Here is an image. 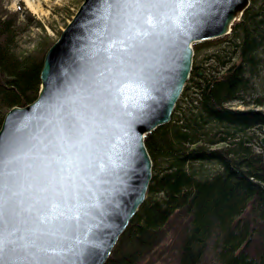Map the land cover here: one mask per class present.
<instances>
[{
	"label": "water",
	"instance_id": "water-1",
	"mask_svg": "<svg viewBox=\"0 0 264 264\" xmlns=\"http://www.w3.org/2000/svg\"><path fill=\"white\" fill-rule=\"evenodd\" d=\"M248 3L169 0L150 8L155 26L144 34L127 6L81 1L44 54L36 98L0 125L12 157L0 189L24 249L17 264L104 263L144 199L143 138L169 122L192 44L229 34ZM45 213L62 227L32 247Z\"/></svg>",
	"mask_w": 264,
	"mask_h": 264
},
{
	"label": "trees",
	"instance_id": "trees-1",
	"mask_svg": "<svg viewBox=\"0 0 264 264\" xmlns=\"http://www.w3.org/2000/svg\"><path fill=\"white\" fill-rule=\"evenodd\" d=\"M248 1L223 36L229 50L208 57L217 67L196 60L213 39L192 44L190 73L169 122L143 138L151 160L144 199L103 264H152L175 231V264H264V154L248 135L264 133V109L254 108L264 102L230 105H248L243 94L264 72V0ZM11 17L0 13V124L7 110L36 98L52 44L42 40L39 50L16 54ZM207 162L216 164L213 174L194 166Z\"/></svg>",
	"mask_w": 264,
	"mask_h": 264
},
{
	"label": "rangeland",
	"instance_id": "rangeland-1",
	"mask_svg": "<svg viewBox=\"0 0 264 264\" xmlns=\"http://www.w3.org/2000/svg\"><path fill=\"white\" fill-rule=\"evenodd\" d=\"M81 1L82 0H49L48 2H42L41 10L33 12L26 6L23 0H0V13L3 16H12L11 18L14 19L17 24V34L15 43L13 44V51L21 56L35 49L39 50V48L42 47V40L44 44H53L57 40L60 30H62L66 22L70 20ZM213 40L214 41H211V43H207L209 46L204 45L198 52L196 60L198 63H203L204 66L210 64L213 67H217L215 61H212V59L208 57L215 52H221L220 54L222 55L224 51H228V48H230L227 43L228 41H226V37ZM225 57L226 59L228 58L227 55ZM243 99L248 105L240 104L237 101L230 103V105L242 109L245 107L253 108L254 104L252 102H254L255 99H260L264 102V72L260 73L259 77L255 80L254 86L243 94ZM254 108L264 109V107ZM248 135L250 136L252 148L264 154V145H261L259 142L261 138H264V133L260 132L258 129H253L248 132ZM194 166L202 169L205 172L204 174L207 175L213 174L217 169L216 164L211 162L194 164ZM169 238L170 239L163 241L153 253L152 257L154 261L152 264L176 263L175 255L178 243L177 231L171 233Z\"/></svg>",
	"mask_w": 264,
	"mask_h": 264
},
{
	"label": "snow or ice",
	"instance_id": "snow-or-ice-1",
	"mask_svg": "<svg viewBox=\"0 0 264 264\" xmlns=\"http://www.w3.org/2000/svg\"><path fill=\"white\" fill-rule=\"evenodd\" d=\"M168 2L169 0H111V3L115 5L127 6L130 9L128 12L129 22H134L133 26H143L144 34H147L148 30L155 26L154 16L151 14L150 8ZM180 2L194 6L200 0H180ZM11 158V145L0 136V185L3 183V165L5 161H10ZM10 212H14V209L11 205L6 207L3 192L0 189V264H17L16 258L24 250L20 244L22 238L17 237L13 230L15 216L11 215ZM37 212L39 213V210ZM37 218L43 227L39 228L40 235L32 240V247H38V241L41 237L50 231L58 230V227H62V223H59V217L56 215L38 214ZM6 224L8 225L7 228ZM72 264H81V262L73 261Z\"/></svg>",
	"mask_w": 264,
	"mask_h": 264
},
{
	"label": "bare ground",
	"instance_id": "bare-ground-1",
	"mask_svg": "<svg viewBox=\"0 0 264 264\" xmlns=\"http://www.w3.org/2000/svg\"><path fill=\"white\" fill-rule=\"evenodd\" d=\"M26 6L33 12L41 10L42 2H48L49 0H23Z\"/></svg>",
	"mask_w": 264,
	"mask_h": 264
}]
</instances>
